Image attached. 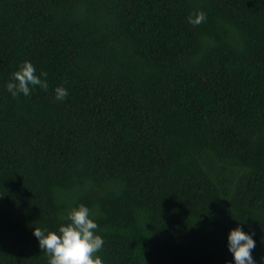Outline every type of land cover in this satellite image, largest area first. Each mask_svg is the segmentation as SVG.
<instances>
[{
  "label": "trees",
  "instance_id": "1",
  "mask_svg": "<svg viewBox=\"0 0 264 264\" xmlns=\"http://www.w3.org/2000/svg\"><path fill=\"white\" fill-rule=\"evenodd\" d=\"M24 61L48 87L13 97ZM80 204L103 264H226L237 226L259 264L264 0H0V264Z\"/></svg>",
  "mask_w": 264,
  "mask_h": 264
},
{
  "label": "clouds",
  "instance_id": "2",
  "mask_svg": "<svg viewBox=\"0 0 264 264\" xmlns=\"http://www.w3.org/2000/svg\"><path fill=\"white\" fill-rule=\"evenodd\" d=\"M206 16L203 12L188 17L192 25L204 22ZM46 73L36 74V68L30 61H24L18 70L12 73L6 90L13 96L20 94L31 95L32 90L39 86L47 89ZM68 90L62 86L55 89V99L63 101L68 97ZM67 222L60 224L57 230L47 228H33V235L38 240L39 247L49 257L48 264H103L97 253L104 245L103 237L96 234L99 226L95 222L91 210L80 204L72 207L64 217ZM254 233L245 232L237 226L230 229L227 235V249L232 255V261L226 264H257L252 256L256 246ZM259 264H264V256Z\"/></svg>",
  "mask_w": 264,
  "mask_h": 264
}]
</instances>
